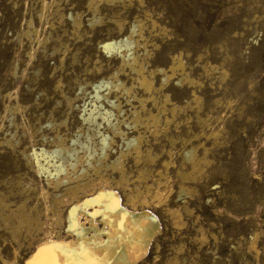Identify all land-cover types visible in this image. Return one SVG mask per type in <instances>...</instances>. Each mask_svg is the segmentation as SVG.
Instances as JSON below:
<instances>
[{"label":"rangeland","instance_id":"1","mask_svg":"<svg viewBox=\"0 0 264 264\" xmlns=\"http://www.w3.org/2000/svg\"><path fill=\"white\" fill-rule=\"evenodd\" d=\"M128 35L148 90L103 48ZM77 185L148 200L160 230L135 264H264V0H0V261L69 237Z\"/></svg>","mask_w":264,"mask_h":264},{"label":"bare ground","instance_id":"2","mask_svg":"<svg viewBox=\"0 0 264 264\" xmlns=\"http://www.w3.org/2000/svg\"><path fill=\"white\" fill-rule=\"evenodd\" d=\"M133 30L134 26L131 27L132 32ZM33 33H35V29ZM137 43L138 42L136 40L132 39V37L128 35L119 38L118 40L110 39L107 42H104L103 48L107 53H119L122 60H125L127 63H129L131 70L139 74V85L148 90L153 86L151 81L152 79L150 80L142 74L143 67L142 65H140V63H138L134 52V47L137 45ZM174 60L171 61L172 64L169 66V70L171 72H173L175 67H178L180 65V59L177 61ZM157 70L163 74V80L170 77V74L167 75L168 73L165 71V69L159 68ZM177 82H180V80H178ZM111 83L112 81L103 82V84L106 86H109ZM114 83H116L118 86H122L124 91H128V87H126V85H124L119 79H116ZM113 127L115 128V130H117V132H122V130L119 129L117 125H114ZM123 134L124 133H122V135ZM140 140L141 138L139 135L131 136L130 138L126 139L125 143L127 147L132 148L136 153H138L140 151ZM103 142L105 143V146L108 145L106 139ZM47 151L44 152V150H42V152L46 154L53 153L56 155H61L63 151L67 152L71 150L69 146L66 147L65 145H63V142L62 144L60 142V145H58L55 149H53L52 151L50 150V152ZM186 154L189 159L193 160L195 156L193 149L188 150ZM27 155L30 156V154L26 153V156ZM119 162L116 161L114 163H111V166L116 169H121L122 166ZM193 163L196 164L197 162L194 161ZM66 175L67 174H65V178L67 177ZM118 180L120 182L123 180L122 174L120 175V179ZM58 181L59 180H57V182ZM93 184L94 183H92V185ZM153 184H156V186L154 185V187H152V184L149 186H147L146 184V188L148 191L150 190L152 200L159 202L164 191L160 187L161 183L159 180H156V182ZM163 186L164 185L162 184V187ZM76 188H79V186L77 185L76 187L74 186L73 188H69L71 189V191L73 190V193L71 194L72 198H74V201L70 203L71 205L69 209L67 208L68 210L66 211L67 213L64 219L66 222L65 234L69 237H60L55 231H48L49 233H47V235L44 236L43 239L38 241L34 249H32V251L26 256L23 264H135L136 261L145 254L151 240L160 230L157 218L147 208H145L148 200L143 197V199L140 201L141 208L137 209L135 196L131 195L127 197V202L130 205L129 208L126 207L124 203L122 204L117 192L112 190L111 187L100 186L98 189L91 191L90 193L84 195L82 198H77L75 196L74 192ZM87 192L89 191L87 190ZM44 193L45 192H43L42 190V194ZM44 205L47 209H53L52 205L49 202H45ZM50 220L51 223L59 222L61 220L59 212L53 211V215ZM4 221L7 222L8 217H5ZM27 223H29L27 222V218H23L21 220V224ZM18 226L14 227V233L17 232ZM0 262L2 264H12L5 259H2Z\"/></svg>","mask_w":264,"mask_h":264}]
</instances>
